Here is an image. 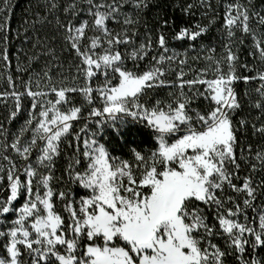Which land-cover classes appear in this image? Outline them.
I'll list each match as a JSON object with an SVG mask.
<instances>
[{"label": "snow or ice", "instance_id": "obj_1", "mask_svg": "<svg viewBox=\"0 0 264 264\" xmlns=\"http://www.w3.org/2000/svg\"><path fill=\"white\" fill-rule=\"evenodd\" d=\"M154 3L45 0V14H36L31 31L50 25L51 39L58 36L61 52L73 58L74 74L64 75L56 48L48 37L37 36L32 49L43 51L24 53L22 59L18 49L14 75L8 29L12 8L10 0H2L0 83L6 87L0 91V188L7 195L0 198V264H230L229 257L238 264H264V252L258 251L264 249V147L253 153L248 144L245 154L237 133H246L251 121L235 119L244 110L237 92L243 81L248 106L258 112L252 133L264 138V6L257 11L254 0H194L182 6L186 15L200 9L201 21L175 33L174 40L193 42L180 51L169 47L167 19L155 36L148 29L144 17ZM221 5L220 52L215 41L197 48L196 42L217 24ZM246 41L251 64L238 55ZM41 56L50 59L36 69ZM145 60L143 72L134 70ZM189 60L204 66L193 67ZM173 72L174 80L165 79ZM160 87L168 89V101L157 99L152 106L141 101L148 90ZM94 92L102 109L91 107L72 134L76 150L66 155L65 167L69 186L55 189L51 182L57 179L59 143L82 111L81 106L62 111L58 105L68 104V93H79L92 105ZM22 112L26 118L18 129L5 126ZM117 116L139 118L156 133L158 147L149 155L134 150L135 171L129 161L110 156L94 138L97 131L89 128ZM81 155L82 170L77 168ZM242 164L249 168L244 176ZM21 197L23 203L16 206ZM57 200L67 221L56 211ZM213 237L223 239L225 247ZM248 248L250 258L245 257Z\"/></svg>", "mask_w": 264, "mask_h": 264}, {"label": "trees", "instance_id": "obj_2", "mask_svg": "<svg viewBox=\"0 0 264 264\" xmlns=\"http://www.w3.org/2000/svg\"><path fill=\"white\" fill-rule=\"evenodd\" d=\"M194 0H155L154 5L151 7V9L146 13L144 20H146L148 29L153 32V35L155 36V30L157 29L158 25L162 23L163 19L168 20V26L165 31L166 38L168 40L169 47L171 48H177L180 51H183L184 49H187L189 45H191L193 42L183 40V41H177L173 39V36L176 32L179 31L180 27H189L191 28L195 23L201 21L200 16V9L195 8L193 9L192 15H186L182 11V6H186L189 3H193ZM195 2L198 3V0H195ZM44 3L45 0H10V6L12 8L10 21L8 24L9 29V35L11 37L10 39V55L12 56V71L15 75V64H16V56H17V50H22L19 54L22 59H26L24 56V53L33 54V51H43L40 48H37L35 50L32 49V43L35 42L37 39V36L41 40H44L45 37H48V43L50 47H55L56 52L58 56L62 57L61 62L64 65L63 73L64 75H72L74 74V68H70L69 64L72 61V56L69 52L63 51L61 52V41L59 37L55 40H52L51 38L55 35L54 29L50 25H36V30L31 31V24L32 21L36 18V14L39 13L40 15H44ZM223 3V0H222ZM255 8L257 11L260 10L262 6H264V0H254ZM0 6H2V0H0ZM2 19V18H0ZM25 21H28L27 27H29L30 31L25 35ZM206 23V21H203ZM223 22V7L221 5L220 8V15L219 19L217 21V24L212 27V30L203 36V40H198L196 42V47L199 48V45L201 42L205 43H211L215 41L217 53L220 52V36L221 33L217 32V29L220 27V25ZM145 32V28L143 27V21L142 25L140 27V33L143 34ZM19 33V34H18ZM239 35V33H237ZM137 44L139 43V40L141 39L140 36L137 38ZM248 43L250 41H246L245 45L241 47L240 52L238 53L239 59L241 62L247 60L249 64H251L252 57L248 55ZM2 46V45H0ZM132 49V46H128V51L130 52ZM121 50L123 51V46H121ZM50 57L41 56L39 61L34 64V67L36 69H39L42 65L45 64L47 60H49ZM150 59V57H149ZM148 61L145 60L144 62L140 63V66L137 70L139 72H143L145 70V64ZM128 67L133 68V62L128 61ZM189 63L193 67H203V61L199 63V65L195 64L191 60H189ZM57 69H53V73L55 75ZM247 74V73H245ZM26 78V76H25ZM186 78H191L186 77ZM165 79L167 80H174L175 79V73L168 74ZM57 84H59V81H56ZM92 86L95 88L97 85V81L94 79L92 82ZM6 85L0 83V91H3ZM203 86H201V89ZM35 90V88H34ZM237 92L239 93V96L241 98L242 103L244 104V110L239 113L235 119H239L241 116H244L248 118L251 122L254 121V117L258 114L257 110L254 108H250L248 106V100L247 97H245V87L243 81L238 82L237 84ZM69 97L68 104H61L58 107L61 108L62 111H67L68 107L70 106H81L82 111L78 114V119L75 121H72L73 127L70 129V133L65 138H62L59 143L60 148V156L56 159L55 164V172L54 175L57 179H54L51 183L52 186L55 189L60 188H68V179L65 175V167L67 165V156H71L75 150H76V141L74 139V136L72 134H75L79 131V128L83 126L85 123V117L88 116V113L91 109V107H98L102 109V104L100 102V99L98 95L94 92L93 95V104L88 105L86 102L82 99L79 93H68ZM51 99L55 101V95L54 93L51 95ZM160 99L162 101H168L170 97L168 96V89L165 87L157 88L155 91L148 90L145 95L141 96V101L146 103L148 106H152L155 104L156 100ZM253 99H255V96L253 95ZM25 105H28L29 102L26 99L24 101ZM199 103H203V98L200 99ZM2 105H0V110H2ZM26 118V112H22L19 116V118L11 125H5L6 127H10L13 131L18 129L24 122ZM93 120L98 119L97 117H93ZM251 122L249 123L247 132L238 131V137L243 141L245 145V154H247V145L251 144L253 153L257 150L258 147H264V138H261L258 134L253 135L252 128H251ZM257 126L259 124L257 123ZM89 128L91 130L97 131V135L94 137L97 141V143L105 149V151L110 155L114 157H119L122 160H127L132 165L133 170L135 171L136 164L138 163L134 159V150L140 151L142 155H149L152 150H155L158 145L156 143V140L154 139L156 133L152 130L151 127H149L146 122H142L139 120V118L134 119L131 117H119L117 116L113 121H106L104 124H102L98 129L96 128L95 124H90ZM27 137L30 138L31 133L26 134ZM83 138L84 134H81V140H80V149L81 153L83 150ZM69 142H71V146H69ZM237 153L239 154V148L237 149ZM37 155L36 150L33 151L32 160H35V156ZM81 164L77 166L79 169H83L86 167V164L83 162V157L81 155ZM41 172H46L45 169H39ZM249 172V168L247 166H244L242 164V171L241 176L247 175ZM260 173L256 174V178L259 179ZM6 185V177L5 180L2 182ZM74 188V194L80 193L81 189L78 185L73 186ZM23 203V197L19 198L17 201L14 202L16 206H20ZM259 203V201H257ZM231 207V205H229ZM56 211L61 213L65 220L67 221V213L63 210V205L59 200L55 203ZM249 217L251 220L252 213L249 210ZM12 218H14V214L12 215ZM243 218L241 217V220ZM210 223H216L217 229L219 228L218 222H213L210 220ZM258 226V225H257ZM0 230H3L2 227H0ZM3 240H0V255H3ZM213 242L217 243L222 249L225 247V242L223 239L218 237H213ZM260 252H264V249L258 250ZM251 256V249L248 248L245 257L250 258ZM230 264H238V261H236L233 257L228 258Z\"/></svg>", "mask_w": 264, "mask_h": 264}, {"label": "rangeland", "instance_id": "obj_3", "mask_svg": "<svg viewBox=\"0 0 264 264\" xmlns=\"http://www.w3.org/2000/svg\"><path fill=\"white\" fill-rule=\"evenodd\" d=\"M152 130L154 131V129H152ZM6 195H7V189L6 188H0V198H6Z\"/></svg>", "mask_w": 264, "mask_h": 264}]
</instances>
